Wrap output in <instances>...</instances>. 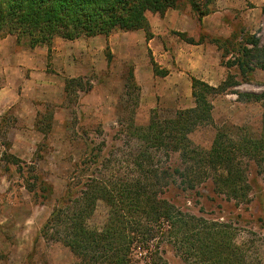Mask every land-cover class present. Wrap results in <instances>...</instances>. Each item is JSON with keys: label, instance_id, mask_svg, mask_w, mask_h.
I'll return each instance as SVG.
<instances>
[{"label": "rangeland", "instance_id": "1", "mask_svg": "<svg viewBox=\"0 0 264 264\" xmlns=\"http://www.w3.org/2000/svg\"><path fill=\"white\" fill-rule=\"evenodd\" d=\"M211 9L203 18L187 1L174 9L181 15L185 33L159 21L165 15L148 13L155 36L151 44L142 30L127 35L115 31L108 38L103 36L107 44L101 55L91 40L93 37L74 40L81 45L82 40L92 42L93 47L89 48L93 50L88 48L81 54L85 70L71 78L76 80L59 109L51 104L37 105L34 123L45 134L27 126L29 119L19 122L10 112L0 116V264H77L67 247L41 237L42 226L68 182L78 176L75 166L86 155H93L97 162L94 173L99 177L133 175L138 142L130 134L131 125H148L151 117L170 120L179 111L195 106L190 86L195 77L185 70L184 63L188 54L195 58L199 71L205 63L202 49L209 59L219 54L221 64H210L216 68L213 81H202L214 87L227 80L232 85L240 84L227 86L223 93L211 98L214 124L199 127L190 135L192 142L210 149L218 128L223 126L239 127L247 135L260 133L261 105L240 100L235 92L263 91L264 70L257 69L245 82L237 68L226 65L235 63L251 35L257 36L264 47V0H217ZM174 20L178 18L173 17ZM216 39H232L235 43L225 46L223 58L221 50H216ZM54 40L67 41L61 37ZM156 45L160 46L158 51ZM19 48L31 49L30 39L23 37ZM154 64L168 74L155 75ZM49 68L53 71L51 64ZM177 158L174 155L167 167H176ZM164 160L167 162L166 157ZM249 179L252 186L247 203L228 200L214 191L212 183L194 191L173 187L165 197L183 213L223 223L230 234L228 243L236 246L237 257L239 254L236 264H264V163L259 167L252 165ZM42 181L49 190L39 184ZM40 189L44 192L40 193ZM109 212L110 208L100 201L90 225L103 228ZM154 241L156 244L158 239ZM165 258L168 264H197L196 260L186 263L171 246L166 248Z\"/></svg>", "mask_w": 264, "mask_h": 264}, {"label": "trees", "instance_id": "2", "mask_svg": "<svg viewBox=\"0 0 264 264\" xmlns=\"http://www.w3.org/2000/svg\"><path fill=\"white\" fill-rule=\"evenodd\" d=\"M185 1L200 18L209 15L217 2L0 0V40L16 36L20 44L22 38L27 37L32 48L47 46L49 50L56 37L74 41L82 37H108L115 31L142 30L146 39L151 40L154 35L147 14L163 17ZM227 44L235 43L232 39H216L222 58ZM153 66L155 75L168 74ZM226 66L237 68L245 82L257 69L264 70V47L260 39L249 36L233 67ZM75 80L66 82L67 98ZM228 81L214 87L192 78L193 108L179 111L170 120L151 117L148 125H131L130 134L138 142L133 175L99 177L94 173L97 162L93 155H86L75 166L78 176L68 182L50 218L42 226L41 237L67 247L78 260L77 264H168L165 258L168 246L174 247L186 263L196 260L197 264H236L239 254L237 257L236 246L228 243L230 234L223 223L183 213L165 197L167 190L173 187L194 191L212 183L214 191L228 200L238 204L249 202L250 169L252 165L259 167L264 163V90L235 92L240 100L261 105L262 127L257 136L247 135L239 127H219L207 150L190 139L199 127L214 124L211 98L231 86ZM174 155L178 157V165L167 167ZM39 184L49 190L44 181ZM100 201L110 212L103 228L97 229L89 221Z\"/></svg>", "mask_w": 264, "mask_h": 264}, {"label": "crops", "instance_id": "3", "mask_svg": "<svg viewBox=\"0 0 264 264\" xmlns=\"http://www.w3.org/2000/svg\"><path fill=\"white\" fill-rule=\"evenodd\" d=\"M173 17L178 18V20L172 21ZM159 21L179 33L186 32V29L181 27L184 25L181 15L175 10H169L163 18H159ZM136 32L138 31L121 33L127 35ZM153 39H155V36L150 41H147L145 37V40L150 42V44ZM91 40L94 42L93 44L96 43L97 45V53L102 55L105 44H107V39L103 36H97L91 38ZM108 41L111 42V37H109ZM78 42L54 40L51 50L46 46L21 50L16 36H8L1 39L0 116L5 112H10L14 114L19 122L29 119L27 126H31L35 132L42 134L34 123L36 114L38 113L37 105L51 104L56 105L55 109H59L58 105L67 100V80L83 74L82 69L85 70V62L81 54L86 49L88 50L89 47H93V44L88 40H82L84 45ZM159 47L155 46L157 51ZM89 50L91 52L93 49L89 48ZM205 51V49L201 50L202 58L205 60L204 69L200 71L196 69L195 58L193 59L190 54L187 55L186 62H184L186 64V69H184L189 73L193 72V77L210 82L213 81V76L215 75L213 70L216 69L212 65L219 66L221 62L219 54L216 58L209 59V56L204 53ZM73 54L76 56L74 57ZM154 54L156 55V52ZM193 56L197 57L198 55L193 54ZM50 64L53 71L49 68ZM191 68H193V71ZM177 71L180 72V70ZM174 72H171L169 76L173 75ZM191 84L190 86L192 87Z\"/></svg>", "mask_w": 264, "mask_h": 264}]
</instances>
